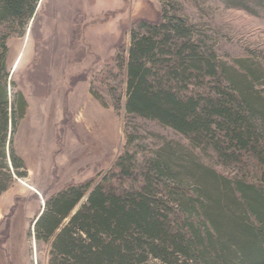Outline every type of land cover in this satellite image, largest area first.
<instances>
[{
    "label": "trees",
    "instance_id": "16d2710c",
    "mask_svg": "<svg viewBox=\"0 0 264 264\" xmlns=\"http://www.w3.org/2000/svg\"><path fill=\"white\" fill-rule=\"evenodd\" d=\"M231 1L250 15L264 13V0ZM38 3L0 0V27L18 26L23 37ZM134 27L126 114L169 128L188 144L163 145L136 189L62 188L37 216L35 241L52 239L48 264H264V102L253 90L255 75L221 63L194 38L193 23L166 9L157 22ZM9 37L0 36V195L12 175H27L9 138L25 108L21 95L10 100L5 88ZM207 150L241 170L255 160L261 185L203 164L196 151Z\"/></svg>",
    "mask_w": 264,
    "mask_h": 264
},
{
    "label": "rangeland",
    "instance_id": "374dc122",
    "mask_svg": "<svg viewBox=\"0 0 264 264\" xmlns=\"http://www.w3.org/2000/svg\"><path fill=\"white\" fill-rule=\"evenodd\" d=\"M232 4L39 0L23 37L18 26L0 27V36L10 35L6 92L10 100L21 95L25 106L9 138L27 172L25 178L12 175L0 195V264H48L52 239L35 241L33 225L45 201L62 188L87 183L136 189L145 163L163 145L188 144L175 131L125 111L131 31L141 22H157L161 9L193 23L194 38L211 47L221 63L238 74L255 75L252 87L264 102V13L253 16ZM199 152L200 161L217 173L261 185L255 160L241 170L213 150ZM84 202L85 196L78 207Z\"/></svg>",
    "mask_w": 264,
    "mask_h": 264
},
{
    "label": "bare ground",
    "instance_id": "6f19581e",
    "mask_svg": "<svg viewBox=\"0 0 264 264\" xmlns=\"http://www.w3.org/2000/svg\"><path fill=\"white\" fill-rule=\"evenodd\" d=\"M17 61V60H16ZM16 61H15V63H16ZM15 65V64H14Z\"/></svg>",
    "mask_w": 264,
    "mask_h": 264
}]
</instances>
